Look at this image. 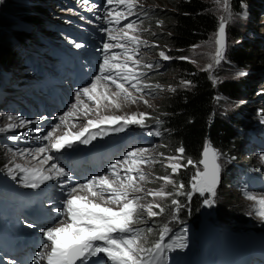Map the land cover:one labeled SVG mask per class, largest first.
<instances>
[{"label": "rangeland", "instance_id": "374dc122", "mask_svg": "<svg viewBox=\"0 0 264 264\" xmlns=\"http://www.w3.org/2000/svg\"><path fill=\"white\" fill-rule=\"evenodd\" d=\"M151 1L155 3V5L151 2L148 3L147 0H135V6L132 7L131 14L127 15V18L130 20L129 23L134 24L135 31L125 29L126 31H129L130 35L139 37V40L141 41L139 45H130V48L137 47V52L135 54L132 53V56L133 59L139 61V63L133 64V62L129 60L128 66L132 68L133 71L138 69L142 71L144 69L145 71L152 72V74L148 76V79H145L140 86H137V88L141 89V91H137L136 89L131 88V86L128 87L125 83V87L129 89L131 95L125 97V95L121 93L119 97L113 98L116 103L119 104V107H116L108 101H102L100 107L97 109V106L93 101L85 99L83 100L84 102L81 105V109L85 111V105H87L89 107V116L94 118L96 121L105 120V117L119 116L123 119L118 122L123 121L124 123H126V119L131 116H135L137 119H140V114L143 113V123L146 119H148L145 123V130L151 133L156 132L157 130L160 132L163 136L160 141L155 140V143L142 147L147 150L142 154L143 159L149 161V163L141 165L142 171L146 174V179L144 181H140L139 183L143 187L144 191L140 193H132L131 195L142 197L140 201L142 204L152 203L155 205L156 203H159L164 208L166 207L170 196L163 199L160 197L154 198L153 196L147 195V192L150 189L154 190L161 187H163L166 192L170 193L173 191L172 184H165L164 181L157 178L171 175L173 179V176L177 173L173 174L171 172V168L167 167V165L174 163V161H169L166 158L170 156H180V154L176 152V148H174L173 151L170 148L163 149V145L166 143L164 139L166 131L162 117L157 115L158 111H160V107L158 108V106H160L161 101L166 95L173 93V91L185 92L187 89L193 88L194 84L190 82L187 76L185 79H180L179 77L181 76V72L177 74L172 70V68L167 70V65L169 66L171 62L172 55H170V52L172 51V48L165 43L159 45V43L163 42L157 41L155 38L153 39V36H156L157 32H165L166 28H169V25L167 24V16L169 15L171 7L168 4L163 3V1ZM257 2L264 5V1ZM257 2L256 0H252V3H245L242 5L238 4V6L235 7V0H229L231 17H229L228 13L224 11L223 0L209 4V10L207 11L208 14L210 12V14L218 20L216 31L211 32L205 41L198 42L199 44L192 47L183 58L185 62H189L197 68L199 72H207V74L212 78L210 81L216 89V92H219L218 90L220 84L231 82L238 84L241 82H247V79H251L252 84L250 87L252 88V93H246L245 97L231 100L228 97H222L219 95L216 99L217 103L214 111L215 113H213L210 119L211 122H213V118L216 116L220 117L225 122H230L231 117H245L246 120L242 118L246 121L242 132H260L263 134L264 138V61L253 63L254 65L252 67L248 65L240 67L232 60L233 50L242 45L241 41H237L235 39L233 41L234 36H232V33L242 34L243 39L246 41H260L258 45L261 52L264 53V7L256 9L254 3ZM99 6L100 4L95 0H87V2H85V0H0V44H8V47L15 48L16 50L12 51L15 55L18 54L23 45L24 48H22L21 52L24 54L32 45V34H37L41 41L46 43L47 39L51 36L64 35V33L60 34L61 26L73 25L78 31L82 32L85 29L84 26H95L93 23L86 21V19L94 17L95 14H99L100 10H97ZM64 9L69 10L63 11ZM127 13L128 8L125 9V14ZM222 17L225 18L226 22V47L224 59L217 65L215 64L213 57L215 56L217 47L215 40L217 38L219 24ZM26 19L39 21V23H41L40 27L34 28V26H30L25 21ZM150 21L154 22L149 23ZM124 26L122 28H124ZM24 28H26V30H22ZM166 31L169 34L168 30ZM29 42L30 44L28 45ZM161 52H164L166 56L170 57V59H163L160 56ZM120 54L122 55L123 52H120ZM209 64H212L211 69H208ZM148 65H151V67H148ZM22 69H25V66H22L20 69L11 70L21 71ZM241 70H243L246 74L243 76L237 75ZM8 74L9 85V83L15 79V76L17 78L18 76L17 74L11 72H8ZM3 80H6V78H3ZM184 82L190 83L185 84ZM113 89L116 91L115 86H113ZM105 91H107L109 95L114 92L112 90L105 89L98 92L103 93ZM81 96L84 97L83 93ZM250 99L256 100V102H251ZM89 101H91L92 104H90ZM76 102V99H71L68 102L70 110L68 109V112L65 111L67 113H71V115L67 116L68 119H72L74 115L81 114L82 112L81 109L76 110L73 108V105H75ZM8 111H10L9 108ZM10 112L11 113L8 114V116L7 114H0V128L5 129V131H0V163L2 164L1 166H6L5 168L8 170V177H10L8 178V182L15 181L16 184L21 183L22 176L20 174H22L23 171L16 168L17 164L21 165L25 169H41L44 174L50 173L46 170L51 169V175L53 176L56 171L51 168L52 162L41 163L46 159L47 149L43 153L38 152L37 149L44 148L48 140L43 139V137L63 123V118L66 117V115L63 117V113L65 112L58 111L57 113H52L50 116H45L46 119H43L42 117L39 120H33L32 118L23 120L22 117H17L12 111ZM9 117H11V119H9ZM9 124L14 125V127L9 129ZM47 124H50V126H47ZM128 124L131 129H134V124ZM251 137H253L252 134ZM252 140L247 145V149L251 154H253V157L251 158H247L246 156L239 158L236 155L223 157L221 155L219 162L222 165V173L228 172V169L232 171H235L236 169L239 170L240 167L247 166L249 164L248 161H251L252 165L257 168L261 167L263 154L257 150V147L253 144ZM206 141L209 140L207 139ZM48 146L46 148H48ZM241 154L246 155L247 152L242 151ZM48 156L49 155H47V157ZM179 163L181 164V160ZM193 165L196 166V163ZM126 167L127 165H118L116 171L119 172L121 176H124ZM198 168L202 170V166L200 164L197 165V169ZM9 170H11V174H9ZM263 170L264 167L261 171ZM131 175L136 176L137 180L139 179L138 173L133 172ZM261 175H264V172H262ZM13 176H16L15 179ZM107 176H109L110 179L113 178L112 174ZM53 181L59 187L56 190L61 191L60 185H62V176L54 178ZM239 181L240 178L237 179V184H239ZM47 182L48 180H45L43 183ZM65 183L69 185L71 184V182L68 181H65ZM71 187L72 184L70 185L69 190ZM244 188L246 189H239L235 187L227 189V193L232 195L230 198H235L236 200L233 205H235V207L240 211L239 214H236L237 216L233 215L232 218H237L236 222L239 220L243 222L244 220L242 219H245L246 217L249 221L257 225V227L253 225V228H258L257 230H260L259 228L262 224H264V218L257 214L258 205L256 204V201L248 199L245 193H251L259 199L264 197V191L260 190L255 192L250 191L249 187L245 186ZM69 190L64 195L63 199L59 201V204L61 205L60 208H63V202L68 198ZM193 193L194 192H192V194ZM219 197L220 196L218 195V191L216 189L215 203L211 206L202 204V210L197 216L199 222L196 223V225L199 223L210 224V220L214 212L216 213L215 216L219 215ZM206 198H209V195L205 196V199ZM200 199L202 198L200 197ZM205 199H202V201L204 202ZM223 199L224 198H222V202ZM187 200L190 199L187 198ZM187 200L185 207L187 206L188 208L189 203ZM110 206L116 208V205ZM180 208L181 207L179 205V210ZM176 209L177 205H175L172 210V217L179 212ZM253 209H255L254 212ZM54 210L55 209L51 210L52 214L55 213L53 221L57 223L59 216H57L56 211L53 212ZM153 210L160 212L159 208L154 207ZM164 211L160 214L163 215ZM61 214L65 217L63 212H61ZM148 218L155 219L156 216L149 217L146 212H142L139 222L134 224L133 227L137 226L142 230L150 228L151 226L150 222H148ZM155 220L158 221L157 219ZM169 221L171 224V219ZM234 227L240 228L238 226ZM163 228V226L154 225L151 227L152 231L149 233H151L155 238H158ZM242 229L245 228L242 227ZM144 232L145 234H148L146 230H144ZM237 233H241V231L238 230ZM14 238V236H10V239ZM154 239L152 240V236L149 239L144 236L142 239L143 246L146 247L148 243L153 245ZM43 262H45V260L40 261V263Z\"/></svg>", "mask_w": 264, "mask_h": 264}, {"label": "snow or ice", "instance_id": "6c2138e0", "mask_svg": "<svg viewBox=\"0 0 264 264\" xmlns=\"http://www.w3.org/2000/svg\"><path fill=\"white\" fill-rule=\"evenodd\" d=\"M87 2V0H85ZM109 5L115 3L117 5H125L128 8V13H122L120 11L109 12L108 16L112 19L109 23L120 24L121 20L127 19V15L131 14L132 7L135 6V0H107ZM224 11L231 17V11L229 8V0H223ZM225 18H221L219 24V31L215 44L217 45L215 56L213 57L215 64H219L224 59V52L226 47L225 42ZM125 29L135 31L134 24L129 23L120 28L117 32L113 33L105 29L108 32V38L110 41L115 43H104L105 49L104 63L100 65L101 73H109L108 75L98 76L91 83L89 87L80 89L77 93V101L80 100V95L83 93L89 100L93 101L97 109L100 107L102 101H108L119 107L116 103L115 97H119L121 93L125 97L131 95L129 89L125 87V83H130L136 79L133 73V69L128 66V61L131 60L133 64H138L139 61L134 60L131 52L135 54L137 47L129 49L128 45H139L141 41L139 37L130 35L129 31ZM75 47H82L81 44L76 43ZM112 49H122L125 59L123 62L120 61V53L112 52L111 56L107 54ZM163 59H170L164 52L160 53ZM184 59V58H182ZM151 67V65H148ZM212 68V64L208 65V69ZM246 73L241 70L237 75L243 76ZM111 81V84L115 85L116 91L112 92L111 95L107 91L103 93L98 92L97 81L99 80ZM189 84L190 82H184ZM131 88L141 91L137 88L136 83H131ZM75 108L76 105H73ZM87 109L88 106L85 105ZM71 115V113H66ZM140 119L135 116L128 117L126 123L139 124L141 127H145L143 123L144 114H140ZM11 119V117H9ZM106 120L119 121L122 117H105ZM96 121L91 119L88 120V127L96 124ZM14 125L9 124L8 128H13ZM88 127H85L78 135L83 136L88 131ZM0 131H5L4 128H0ZM54 131H50L46 136L43 137L45 140L51 141V148L59 151L64 147V142L67 139V134L64 136L55 137ZM117 131H123V128L117 129ZM150 135H160L157 130ZM11 138V137H10ZM82 143H88L85 139ZM70 146V145H69ZM38 152L43 153L46 151L45 148L37 149ZM147 150L144 148H136L133 151H129L123 160L117 161L116 164L110 165L112 169L113 178L109 176H94L87 181L85 184H79L77 187L70 189L68 198L63 202V208H57L56 211L63 212L65 219L59 220V226H49L45 229H41L44 237L48 243L43 244V249L38 260H46L47 264H77L80 261L81 264H86L90 257H96L103 254L107 257L111 264H165L164 252L166 249H172L174 247L184 248L186 243L184 237H176L173 243L164 244V234L169 231L165 225L162 232L160 233L159 239L155 241L150 248H145L142 244V230L139 228H133V225L139 222V218L142 212H146L149 217H155L164 211V208L156 203L142 204L140 203L142 197L133 196L132 193L143 192L144 189L140 185V181L146 179V174L142 171L141 165L149 163L148 160L143 159L142 154ZM185 149L179 147L176 149L180 156L167 157L170 163L167 167L171 168L173 174L178 173L182 165L179 163L183 159V153ZM203 158L199 161L200 165H203V170L197 169V172L192 177L191 191L184 193L182 190L185 185L180 183L176 185V182L172 179L171 175L158 177L164 181L165 184H172L177 187V193L180 195H187L191 199L192 192H199L201 196L205 193L210 194L209 198L204 200V204L211 206L215 203L216 189L220 183V173L222 165L219 163L222 153L215 149L209 141L205 142L203 147ZM52 156H48L45 161L52 160ZM264 159V157H262ZM194 162L192 159L187 160L188 165H192ZM117 165L124 166V176H121L116 171ZM16 168L27 175L32 176V181L28 182L25 180V187L37 188L45 180L54 179L52 175H45L41 169H25L21 165L17 164ZM52 169H56V175L66 176L67 172L63 168H57L56 164L51 165ZM136 172L139 175V179L131 173ZM11 174V170H9ZM15 179V176H13ZM86 190L89 195H76L77 190ZM147 195L160 198H165L172 195V193L166 192L163 187L159 189H150ZM246 197L250 200H255L258 205L257 214L264 218V197L257 199L253 194L246 192ZM102 202V203H101ZM173 205H177V211H179V202L175 199L172 200ZM110 205H116V208ZM159 208L160 212L154 211L153 208ZM152 229H148L151 232ZM96 242H103L102 245Z\"/></svg>", "mask_w": 264, "mask_h": 264}, {"label": "trees", "instance_id": "16d2710c", "mask_svg": "<svg viewBox=\"0 0 264 264\" xmlns=\"http://www.w3.org/2000/svg\"><path fill=\"white\" fill-rule=\"evenodd\" d=\"M163 1V3L168 4L171 8L169 15L167 16V24L169 28V34L165 32H157L156 36H153L159 43V45L167 44L172 48L170 52L171 62L167 65V70L172 68L177 74L181 72L180 79H185L186 76L194 87L187 89L185 92L173 91L166 95L161 101L158 108L157 115L161 116L165 126L166 134L164 136L165 144L164 148H170L172 151L174 148L183 147L185 149L183 153V159H181V164L185 165L181 167L176 175L173 176V180L176 185L183 183L185 185L183 192L187 193L191 189L192 177L194 176L197 165L201 160L202 151L206 140L208 139L211 145L217 149L222 156L230 157L236 155L239 158L244 156L242 151L246 149L250 141V135L248 132H242L246 121L245 117H231L230 122H225L220 117H214L213 122H211V117L215 113L216 99L220 95L222 97H228L231 100L239 99L240 97H245L246 93L249 94L252 91L251 79H247V82L241 83H223L219 86V92L211 84V77L207 72H199L191 63L185 62L184 55L198 42L205 41L211 32L216 31L217 28V18L212 14H208L209 4L219 2L220 0H157ZM262 2L264 0H256V2ZM155 5L151 0H147ZM255 2V1H254ZM245 3H252V0H235V7L238 4L242 5ZM257 8L264 7L260 3H254ZM168 14V12H167ZM156 16V14H155ZM165 17V16H163ZM171 20V21H169ZM30 26H38L39 21H31L30 19L25 20ZM150 21L149 23H153ZM39 23V24H38ZM38 24V25H36ZM29 26V27H30ZM26 30V28L22 29ZM234 39L241 41L242 45L236 47L233 50L232 60L241 66L252 67L256 62L264 61V53L258 45L260 41L244 40L243 35L233 34ZM22 48L24 46L22 45ZM14 48L8 47V44H0V67H5L8 69H20L22 67L18 54L12 53ZM22 54V52H20ZM186 73V75H185ZM172 82V81H171ZM20 80H13L9 83L8 88L17 87ZM173 83V82H172ZM252 93V92H251ZM251 102H256V100H251ZM246 120V119H245ZM181 155V154H180ZM248 158L251 157L250 154H246ZM192 159L193 164L196 166L188 165L187 160ZM251 163V162H250ZM0 163V169L3 166ZM243 169V168H242ZM229 178H223L219 188V213L220 219L226 218V223L232 225L235 219L232 216L239 214V210L235 207V198H230L232 195L227 193ZM173 191L170 192V198L166 205L164 214H159L155 219L151 220L152 226H177L176 223L168 225L169 220L172 218V210L175 205L172 204L173 199H177L180 205V210L178 213L179 226H184L189 223L190 225L196 226L199 222L197 218L198 213L202 208L203 201L200 199L199 194L194 195L190 200H187V195H180L177 193V187L173 186ZM175 188V190H174ZM223 202H222V198ZM186 200L189 203L187 208ZM223 214V215H222ZM237 216V215H236ZM237 219V218H236ZM243 220V219H242ZM242 222V221H240ZM243 223H245L243 221ZM162 224V225H160ZM134 226V225H133ZM197 227V226H196ZM134 228V227H133ZM154 238V236H153Z\"/></svg>", "mask_w": 264, "mask_h": 264}, {"label": "bare ground", "instance_id": "6f19581e", "mask_svg": "<svg viewBox=\"0 0 264 264\" xmlns=\"http://www.w3.org/2000/svg\"><path fill=\"white\" fill-rule=\"evenodd\" d=\"M95 3V2H94ZM93 35V34H92ZM91 41H93V40H91ZM91 59H96V57H95V55H91ZM17 79H19V78H17L16 76H15V80H17ZM10 81H11V79H10ZM112 91H114L115 92V89H113V88H111V87H109ZM82 89V88H81ZM82 94V93H81ZM38 101V100H37ZM76 108H78V106H76ZM69 109V108H68ZM67 109V110H68ZM67 110H65V111H67ZM82 113V112H81ZM65 115H63V117H64ZM65 119H64V127H62V126H60V127H58L57 128V135H56V137H59V136H64L65 134H67V139H66V141L64 142V143H66V142H69V141H74V140H76V139H78L79 138V136L80 135H78L77 134V131H82L85 127H88V124H87V122H88V120L89 119H91V118H88L82 125H80L79 127L77 126V125H75L77 128H78V130H74L72 127H71V123L66 119V117H64ZM79 120L80 121H82L83 119H82V117H79ZM92 120V119H91ZM72 123H75L74 121L72 122ZM104 123H106V124H110V123H107V122H104ZM97 125H99V123H96V124H94V125H92V126H90V127H88V130L89 129H92V128H94V127H96ZM51 151V147H50V150H49V152ZM27 152V151H26ZM30 153V152H29ZM25 155V154H24ZM71 185V184H70ZM70 185L69 184H65V187H64V189H65V191L63 192V194H65V193H67L68 192V190H69V188H70ZM21 187H22V184L20 185ZM199 194V193H198ZM76 195H89L88 193H87V191L86 190H80V189H78L77 190V193H76ZM199 197H200V194H199ZM102 203V202H101ZM57 208H60L59 206L57 207ZM56 211V210H55ZM56 213H57V216H59V220H63V219H65V217H63L62 216V214H61V212H57L56 211ZM62 216V217H61ZM55 226H59V223H57ZM197 226V227H196ZM196 226H194V228L195 229H197L195 232H193V234L195 235V237H200V236H202L203 235V231H201L200 230V224H198V225H196ZM179 228L182 230V232L183 233H186V231L183 229V226H179ZM20 259V258H19ZM47 262V261H46ZM109 263V260L107 259V257L106 256H104L103 254H100V255H98V256H96V257H94L93 258V260L89 263V264H108ZM45 264H47V263H45Z\"/></svg>", "mask_w": 264, "mask_h": 264}]
</instances>
